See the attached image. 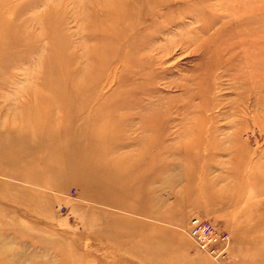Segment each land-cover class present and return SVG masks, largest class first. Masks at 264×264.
I'll return each mask as SVG.
<instances>
[{"label": "rangeland", "instance_id": "374dc122", "mask_svg": "<svg viewBox=\"0 0 264 264\" xmlns=\"http://www.w3.org/2000/svg\"><path fill=\"white\" fill-rule=\"evenodd\" d=\"M38 104L53 120L20 118ZM66 126L92 151L32 148ZM20 136L0 264H264V0H0V137Z\"/></svg>", "mask_w": 264, "mask_h": 264}, {"label": "bare ground", "instance_id": "6f19581e", "mask_svg": "<svg viewBox=\"0 0 264 264\" xmlns=\"http://www.w3.org/2000/svg\"><path fill=\"white\" fill-rule=\"evenodd\" d=\"M16 29H17L16 33L18 34V36L14 37L13 40H16L18 43L20 41L19 32H21V28L17 25ZM72 102H74V101L72 100ZM83 108L75 107L73 109L75 111H77L78 109L82 110ZM53 109H57V107L56 106H41L40 104H38V105H35L33 112L29 111L30 109H28L27 107L26 108L22 107L21 110L19 111V116H20V118H28L29 116H32L31 118H36V119L41 118L44 120H53L52 116L50 115L51 111ZM69 123H71V122L69 121ZM70 127L71 126H66V128H63L59 131H57V130L55 131L52 128L40 129L39 131H37V135H38V139H39L38 144L32 148L36 149V150H40L42 148L45 149L47 147L48 150H51V152H55V149L57 148L56 142L59 141L61 138V139L65 140L66 142L71 141V143H72V144H69L70 146H68V148L65 150L66 152H68L70 155L71 154L74 155L75 158L80 157V156H85V152L88 154V151H90V150L92 151L94 144L90 142V139L88 140V137L78 139V138H76L77 134H73V133L71 136L76 135V137H70L69 133L67 131L68 128L71 129ZM84 129L88 130L89 136H90V134L95 133L94 131H91V129H88L87 127H85ZM44 138L45 139L46 138L51 139L52 141L55 142V144L51 143L49 146H48V144H46V146H45L46 140H44ZM24 140H25V138L23 136L15 137V138H9V139L0 137V156H6L8 154L18 156L19 154H21L23 152V150H29L30 148H28L27 146L25 147L22 144ZM53 162L56 165H58L60 163L56 159ZM68 166L69 167H67V169H65V170L62 169L63 173L70 172L74 176H78L79 174H81L83 172H88L90 169L89 164H84V165L80 164V163L78 164V162H75L73 160H72V162L68 163ZM52 170H54L53 172L56 171L55 168ZM194 218L196 219V223L194 224V226L198 227V235L200 237L204 238L205 241H207V238L203 235V233L207 230V228L209 226H211L216 231V233L219 232V233L225 234V237L227 240L226 249H222L221 248L222 246H221L220 249H218V248L214 249V251H212V252L215 254H222L223 252L227 253L229 250V247H230V237H229L228 233L218 230V228L215 225H213L211 222L204 221V223H203V221H201L199 218H197V217H194ZM187 235L195 243V240L190 235V226L187 230ZM206 243H208V242H206ZM200 251L208 254L207 252H205L203 250H200ZM208 255H210V254H208ZM210 256L213 257L212 255H210ZM214 259L217 260L216 258H214Z\"/></svg>", "mask_w": 264, "mask_h": 264}, {"label": "built area", "instance_id": "2783aa9c", "mask_svg": "<svg viewBox=\"0 0 264 264\" xmlns=\"http://www.w3.org/2000/svg\"><path fill=\"white\" fill-rule=\"evenodd\" d=\"M195 223H196V219L195 218L191 219L190 235L195 240V244L198 246L200 250L207 252L216 259H220L222 257L221 254H215L212 251H214V249H217L216 244L218 245L220 244L222 246V247L220 246L222 249H226L227 240L225 234L219 232L216 233V231L211 226H209L207 230L203 233V235L207 238V241H205L204 238L198 235V227L194 226Z\"/></svg>", "mask_w": 264, "mask_h": 264}]
</instances>
